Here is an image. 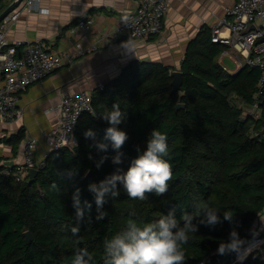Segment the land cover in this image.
<instances>
[{"label":"trees","instance_id":"1","mask_svg":"<svg viewBox=\"0 0 264 264\" xmlns=\"http://www.w3.org/2000/svg\"><path fill=\"white\" fill-rule=\"evenodd\" d=\"M229 48L211 41V29L204 27L188 43L179 72L182 84L172 94L171 69L155 62H130L121 73L92 92L93 114H83L78 122L76 146L51 152L44 167L34 178L27 175L17 181L0 165V264H71L77 249H86L89 264H104V242L125 230L134 211L139 223H150L175 209L176 218L183 212L193 213L195 206L217 209L220 223L206 226L204 215L193 219L195 233L183 245L184 264H264V247L236 261L235 251L221 255L217 249L228 242L234 229L242 243L249 240L253 225L264 211V96H260L258 117L246 115L256 101L260 76L256 67L243 65L236 73L223 70L222 52ZM227 59V58H225ZM223 59V60H225ZM235 66V64H233ZM119 104L126 114L119 128L128 140L119 149L104 139L110 125L100 114ZM178 104L183 107L176 109ZM91 129L95 140L83 133ZM158 129L167 135L173 180L168 192L157 196L146 193V200L130 199L120 186V195L108 199L101 211L102 220L88 190L118 167L126 171L131 161L146 149L150 133ZM25 138L19 130L8 143L16 148ZM96 142L108 144L100 152ZM122 153V164L114 165L112 157ZM89 155L93 159H89ZM107 156L100 168L96 162ZM91 171L95 181L85 177ZM72 172L71 179L67 176ZM55 183L59 191L51 189ZM80 189L81 201L92 203L85 209V220L79 224L78 236L72 193ZM233 213L231 221L224 212ZM25 232L32 240L26 242ZM264 234V231H263ZM87 259V257H86Z\"/></svg>","mask_w":264,"mask_h":264},{"label":"crops","instance_id":"2","mask_svg":"<svg viewBox=\"0 0 264 264\" xmlns=\"http://www.w3.org/2000/svg\"><path fill=\"white\" fill-rule=\"evenodd\" d=\"M235 1L170 0L158 35L146 41L121 38L98 42L103 33L113 29L117 18L135 9L133 0H39L37 8L22 12L13 25L6 26L10 42L42 41L53 53L72 52L78 42L84 45L98 42V48L30 85L20 95L18 106L22 116L0 124V165L16 168L21 164L23 141L16 148L8 143L20 129L25 136L38 139L36 158L42 157L47 150L42 134L56 125L55 107L64 94L79 91L92 94L133 61L160 63L171 72H178L188 43L204 27L211 29L223 17L224 7ZM9 2H0V12ZM87 16L92 19L90 31L79 30L77 21ZM21 51L19 47L18 52ZM226 58L223 62L230 71L240 69ZM9 162L13 166L6 165ZM255 222L254 234L257 229L259 232L264 229V211Z\"/></svg>","mask_w":264,"mask_h":264},{"label":"built area","instance_id":"3","mask_svg":"<svg viewBox=\"0 0 264 264\" xmlns=\"http://www.w3.org/2000/svg\"><path fill=\"white\" fill-rule=\"evenodd\" d=\"M2 1L4 0H0ZM9 1L10 4L14 0ZM133 1L136 3L135 9L117 18L113 29L103 33L98 42L121 38L146 41L160 33L170 0ZM38 2L39 0H23L0 23V124H7L22 116V110L18 106L19 97L30 85L41 82L52 72L72 64L77 58L98 48V42L87 45L78 42L72 52L53 53L42 41L10 42L6 26L13 25L22 12L37 8ZM223 12V17L211 28V41L229 48L222 52L220 64L223 59L229 57L237 68L248 65L259 69L260 76L254 96L256 101L246 112V115L258 117L260 109L257 99L264 96V0H236L225 6ZM91 25L92 19L87 16L79 19L76 27L90 31ZM19 47H22L21 53L18 52ZM222 68L231 74L238 71H228L224 65ZM102 88L103 85L98 89ZM55 110L56 125L42 134L47 150L41 158H36L38 139L32 135L25 136L21 164L13 172L8 169L17 181H22L29 175L30 169H42L46 157L51 152L75 146L72 141L76 142L75 132L81 116L94 115L92 94L85 91L64 94ZM263 231L264 229L253 234L249 240L240 244L235 251L236 261H243L250 253L263 249Z\"/></svg>","mask_w":264,"mask_h":264},{"label":"clouds","instance_id":"4","mask_svg":"<svg viewBox=\"0 0 264 264\" xmlns=\"http://www.w3.org/2000/svg\"><path fill=\"white\" fill-rule=\"evenodd\" d=\"M45 13L47 10H43ZM100 118L106 121L110 126L105 129L104 139L111 142L113 149L119 150L128 140L125 131L119 128L126 114L121 111L119 104H113L110 110L100 114ZM86 139L95 140V133L89 129L83 133ZM167 135L158 129H154L146 142V149L138 151V155L131 161L126 171L119 167L110 175L106 176L99 183H90L88 190L94 194V202L98 215L97 220H102L107 215L101 211L108 199L120 195V186L130 199L146 200V193L155 192L157 196H162L168 192L169 183L173 180V167L168 159L169 155ZM72 143L76 146V142ZM96 149L100 152H107L108 144L96 142ZM122 153L112 157L114 165L122 164ZM89 159H93L89 155ZM108 157L101 156L96 162V167L107 160ZM73 173L68 172L67 176L71 179ZM51 189L59 191L57 185L53 183ZM72 207L75 209V218L77 226L71 229L73 236H78L80 232L79 224L82 223L85 216V209L89 212L92 203L84 200L81 201L80 189L77 188L72 193ZM217 209L208 206H195L193 213L183 212L176 218L175 209L168 212L167 215H161L159 219L150 223H139L133 211L127 220L125 230L113 235L104 242V264H184L185 252L183 245L189 241V233H195L198 229L192 223L193 219L201 214L204 219L202 224L215 227L220 223ZM233 213L224 212V219L231 221ZM242 241L238 233L233 229L230 232L229 241L221 242L218 246V253L223 255L228 251L238 250ZM87 257V259H86ZM91 257L86 249H77L71 264H89Z\"/></svg>","mask_w":264,"mask_h":264},{"label":"water","instance_id":"5","mask_svg":"<svg viewBox=\"0 0 264 264\" xmlns=\"http://www.w3.org/2000/svg\"><path fill=\"white\" fill-rule=\"evenodd\" d=\"M23 0H14L13 2H11L6 8H4L1 12H0V23L5 19V17L11 12L13 11L16 7H18L21 2ZM250 28H252V26H250ZM172 77L173 80L171 82V86H172V90L171 93L174 94L177 91L180 90L181 88V84H182V74L181 72H172ZM183 107L182 104H178L176 106V109ZM6 165L8 166H13L12 162L7 163ZM38 174V170L36 169H30L29 170V176L30 178H34L36 175ZM87 180L89 181H95L96 178L93 175V173L91 171L88 172V174L85 177ZM25 240L26 242H30L32 240V235L30 234V232H25Z\"/></svg>","mask_w":264,"mask_h":264},{"label":"rangeland","instance_id":"6","mask_svg":"<svg viewBox=\"0 0 264 264\" xmlns=\"http://www.w3.org/2000/svg\"><path fill=\"white\" fill-rule=\"evenodd\" d=\"M256 223V222H255ZM255 223H254V225H253V227L255 226ZM256 232H259V229H257V231ZM253 236V235H252Z\"/></svg>","mask_w":264,"mask_h":264}]
</instances>
